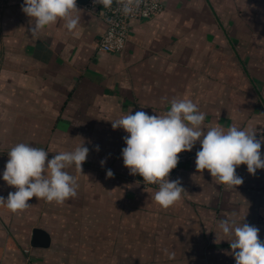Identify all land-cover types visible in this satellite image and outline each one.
Segmentation results:
<instances>
[{
  "label": "crops",
  "instance_id": "0c3cea01",
  "mask_svg": "<svg viewBox=\"0 0 264 264\" xmlns=\"http://www.w3.org/2000/svg\"><path fill=\"white\" fill-rule=\"evenodd\" d=\"M0 1V196L16 190L2 174L17 143L48 151V159L82 142L89 148L82 173L66 169L78 181L75 198L57 204L33 197L15 213L0 204V264H148L142 257H169L165 249L176 258L231 255V237L218 226L224 218L258 227L264 241V169L252 175L242 164L236 167L242 185L218 184L196 169L197 141L173 171L182 198L163 208L153 199L158 187L145 188L123 164L128 133L112 128L129 112L163 115L172 99H191L205 125L227 131L234 124L264 138V90L247 68L253 63L239 57L242 41L220 25L208 0L215 25L207 24L198 0L196 7L192 0H162L159 13L130 21L120 52L97 49L105 24L77 0V29L58 19L36 35L21 10L24 0ZM211 33L220 39L209 41ZM223 56L241 72L243 88L227 81ZM34 227L49 234L48 246L30 244ZM162 241L175 243L161 247Z\"/></svg>",
  "mask_w": 264,
  "mask_h": 264
},
{
  "label": "clouds",
  "instance_id": "9594fccd",
  "mask_svg": "<svg viewBox=\"0 0 264 264\" xmlns=\"http://www.w3.org/2000/svg\"><path fill=\"white\" fill-rule=\"evenodd\" d=\"M114 0H93L94 4L109 7ZM122 11L130 14L133 5L140 0H117ZM21 10L30 18L29 31L36 35L46 26L55 24L58 19L65 22L68 31L77 29L81 17L73 15L79 11L76 0H24ZM205 113L191 99H172L170 110L165 114L149 115L144 111L129 112L112 120V128H122L128 135L123 139V164L131 175L143 177L144 183L158 185L154 201L168 208L182 198L185 192L181 180H170L169 174L179 163L182 152L191 151L197 141L201 147L196 152L195 166L198 172L208 170L218 184L236 187L244 183L236 174V167L246 165L249 174L255 175L264 169L261 144L264 138L257 139L256 131L244 130L236 125L228 127L204 124ZM99 151V147H96ZM48 151L27 143H17L10 148L9 157L2 179L14 187L7 198L0 196L3 204L13 213L23 211L31 205L33 198L63 204L77 196V178L66 169L75 166L82 173V165L89 154L83 142L70 151H60L48 159ZM47 161V163H46ZM106 161L102 160L103 166ZM107 176L113 177L111 169ZM219 228L231 237V255L236 264H264V241L259 239V228L248 223H237L234 219L220 220ZM169 259L175 253L165 249Z\"/></svg>",
  "mask_w": 264,
  "mask_h": 264
},
{
  "label": "rangeland",
  "instance_id": "374dc122",
  "mask_svg": "<svg viewBox=\"0 0 264 264\" xmlns=\"http://www.w3.org/2000/svg\"><path fill=\"white\" fill-rule=\"evenodd\" d=\"M208 1L213 6L215 14L218 16L217 18L220 22V25L224 26V28L227 30V32H229L230 35H233V40L235 41V43L238 41V39L242 41V48H240V50L238 51L239 57L241 59L249 58L245 59V61L250 60L253 63V65L247 64V68L249 69V71H251V74L255 78V81L259 83L262 90H264V0ZM187 3L189 4V1H187ZM192 3L193 6L196 5V2L194 0H192ZM196 6H198L202 14L205 13V11L206 14H208L207 24L209 26L215 25L214 20L209 16V12H207L209 11L207 2L204 3L203 0H198V4ZM232 29L234 32H232ZM211 34L212 35L208 36L209 41L215 40L211 37H216V35H214L213 33ZM216 38L220 39L218 37ZM229 60V57L223 56L222 67L224 76L227 78V81L233 84L235 81L238 82L239 73L241 72L237 73L235 68L236 66H231ZM242 84H244L243 79L238 82V85L241 86V88L244 87V85ZM143 186L145 188H151L146 187L144 184ZM166 243L171 245L175 242L162 241L161 247ZM184 244H187L188 247L190 242H184ZM192 248H194V246H191L190 244L189 250ZM196 253H199V251H197ZM142 258L144 263L147 262L148 264H194V262L202 264H220L223 261L224 263L228 261L229 264H232V261L235 260L234 256L221 255L219 253H216L215 250L210 251L207 257L196 256L187 258L184 256L183 258L182 256V258L174 257V259H169V257L160 254L159 257L144 256ZM152 259H155L154 261L157 260L158 263H149V261Z\"/></svg>",
  "mask_w": 264,
  "mask_h": 264
},
{
  "label": "built area",
  "instance_id": "2783aa9c",
  "mask_svg": "<svg viewBox=\"0 0 264 264\" xmlns=\"http://www.w3.org/2000/svg\"><path fill=\"white\" fill-rule=\"evenodd\" d=\"M3 3L0 1V7ZM89 12L102 18L105 28L97 42V49L104 52H120L123 50L129 36L130 21L134 18H148L159 13L163 9L162 0H140L138 6L133 5V11L125 14L122 11V4L114 0L109 7L101 4H94L93 0H86L83 4ZM179 162L185 155H179ZM174 169L169 174V179L174 180ZM143 184L146 187H158L155 184Z\"/></svg>",
  "mask_w": 264,
  "mask_h": 264
},
{
  "label": "water",
  "instance_id": "95a60500",
  "mask_svg": "<svg viewBox=\"0 0 264 264\" xmlns=\"http://www.w3.org/2000/svg\"><path fill=\"white\" fill-rule=\"evenodd\" d=\"M79 3L84 4L86 0H77ZM141 179H143L142 176L138 175ZM50 241L49 234L39 227H34L32 229V236L30 240V244L32 246H41L45 247L48 246Z\"/></svg>",
  "mask_w": 264,
  "mask_h": 264
}]
</instances>
